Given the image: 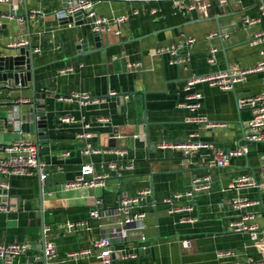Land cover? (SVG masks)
<instances>
[{"label": "crops", "instance_id": "obj_1", "mask_svg": "<svg viewBox=\"0 0 264 264\" xmlns=\"http://www.w3.org/2000/svg\"><path fill=\"white\" fill-rule=\"evenodd\" d=\"M63 1L10 0L9 4H0V29L4 27L9 32L6 36L0 34V43L6 45L10 39H23L32 48L41 49L40 53H32L33 76L27 87L8 93L10 99H0V146L19 140L39 143V158L45 162L48 174L44 183L36 175L7 180L6 209L0 211V244L28 246L10 264H42L39 261L43 252L41 227L49 229L44 234V242L51 241L56 249L55 256L46 264H100L97 251L91 249L92 242L111 235L116 226L113 218H89L95 200H101L97 210L108 214L117 207L121 197L133 196L143 189L151 191L144 208L145 240L140 239L138 232H132L124 242L113 240L117 252L112 264H245L249 259L264 262V241H253L248 233L234 232L228 227L230 220L252 215L254 218L248 223L264 228V188H229L233 180L243 175L261 179L264 143L243 140L244 134L250 132L251 112L247 108L239 111L236 107L238 98L256 95L262 90L260 74L248 75L234 91L198 84L194 91L202 96L200 109L191 112L178 107L184 100V84L190 77L233 73L256 65L262 46L250 45V42L264 29V21L247 26L243 20L258 18L264 10V0H241L240 4L237 0H227L225 6H219L218 0H201V5H209L206 13H175L168 1L143 5L99 1L93 7L97 16L111 18L132 7L140 9L137 17L121 26L120 36L112 32L100 36V46L107 48L105 51H94L95 33L88 23H63L65 18L56 17L54 12L62 10ZM154 7L161 11L150 16L148 10ZM35 10L41 14L29 18L28 33L24 14L30 15ZM13 25L18 29L17 35L13 34ZM213 31L227 34L228 38H208ZM184 36L195 40L189 61L171 65L169 56L156 54L158 48L174 44ZM210 48L218 50L214 63L207 60ZM65 67H74V72L60 74ZM32 91L45 105L46 132L39 140L15 120L27 113V103L33 100ZM111 91L143 94L147 125L138 122L141 116L137 115L131 96L125 100L123 110L115 97L85 104L76 99H60L73 94L99 98ZM67 116L73 122L61 121ZM83 117L90 124L93 144L124 149L126 155L121 163L133 160V170L122 171L120 175L106 167L101 170L100 163L120 159L82 152L83 142L76 135L82 130ZM198 117L224 126L207 128L188 122ZM100 118H107L108 122H99ZM191 130H197L198 140L211 144L212 149H202L196 155L185 157L179 149L158 148L161 143L184 142ZM115 133L120 139L107 138ZM239 145L248 148L246 156L230 159L224 168L207 166L215 150L228 151ZM2 157L4 154L0 153ZM85 164L108 173L105 187L66 189L64 185L73 181ZM207 174L212 178L211 189L195 196L194 210L169 214L170 206L164 200L184 192L192 177ZM235 197L247 198L252 204L234 210L229 201ZM187 204L189 201L182 198L173 207L183 208ZM183 219L194 221L182 222ZM68 222L82 223V226L68 234L62 229ZM182 240H188L190 247L182 248ZM86 250L90 253L81 254ZM118 251L133 253L136 258H119ZM227 251L234 255H218Z\"/></svg>", "mask_w": 264, "mask_h": 264}, {"label": "built area", "instance_id": "obj_2", "mask_svg": "<svg viewBox=\"0 0 264 264\" xmlns=\"http://www.w3.org/2000/svg\"><path fill=\"white\" fill-rule=\"evenodd\" d=\"M99 1H121L126 4L137 3V4H149L158 1H168L171 2L176 12H202L206 13V9L209 5H201V0H69V8L65 10H59L54 12L56 17L67 18L73 16L76 13H81V21H85L90 26V29L95 34H105L112 32L115 36L121 35V26L128 23L132 18L137 17L140 14V9L138 7H132L127 10L124 14L116 17H104L97 16L93 11V7L96 2ZM10 0H0V4H9ZM240 4L241 0H237ZM219 6H225L227 0H218ZM161 10L159 8H149L148 14L154 16ZM38 14H41L39 10L32 11L29 15L30 19H34ZM264 21V10L261 11L258 18H244V25L251 26L260 24ZM71 24V23H69ZM228 38L227 34H222L220 31H213L208 35V38ZM29 42L23 39H10L6 46L8 47H25ZM195 40L193 37L184 36L180 38L174 44L167 47H160L156 50L158 55H167L170 58V64L179 66L187 61L191 55L190 50L194 46ZM250 45H261L260 49V59L256 65L252 68L245 70H240L237 72H220L211 73L207 75L192 76L184 84L185 97L183 102L178 104L181 109H186L191 112L197 111L201 107V94L194 91V88L198 84L205 83L209 86L216 87L222 91H234L237 84L244 82L248 75L258 73L261 76V81L263 88L256 94L249 97L238 98L236 100L237 109L243 110L245 108L249 109L251 112V119L248 123V128L250 132L245 133L243 140L245 142H261L264 143V29L256 33ZM41 49L39 47L32 48V53H40ZM218 52L216 48H210L208 51L209 57L208 62H215V54ZM78 67H82L79 65ZM131 67V65H128ZM74 72V67H65L60 70V74H70ZM110 95H115L116 92H109ZM90 96L73 94L68 97H60L62 100H72V99H83L86 100ZM21 102V101H20ZM23 102V101H22ZM92 102H97L94 100ZM92 102H82V103H92ZM83 119L82 130L76 135L78 141L83 142L82 152L85 155L89 154H104L113 155L119 161L113 160L108 163H100V169L105 167L110 171L117 172L120 175L122 171H130L134 168V161L130 160L126 163H121V160L125 157L126 151L119 148H100L93 144V134L90 131V124L87 122L85 117ZM62 122L71 123L73 119L70 117H63ZM99 122H108L107 118H100ZM189 123H195L203 125L207 128L224 126V124H217L210 122L205 117H198L193 120H188ZM118 134H113V138H119ZM134 138H139L134 136ZM199 133L197 130H191L186 136V140L181 143L170 144L161 143L158 145L160 149H179L182 151V155L185 157H190L196 155L202 149H212L211 144H205L198 140ZM39 143L28 140H19L13 142L9 145H1L0 153L4 154V157L0 158V211L6 209V198L9 185L7 180L14 176H38L39 180L44 183L47 178L46 164L39 158ZM248 154V148L245 145H239L236 148L228 151L215 150L213 155L208 159L207 166L209 168H224L229 165L230 159L235 157L246 156ZM261 179L258 181L255 178L249 176H240L233 180L229 184L230 189H249V188H264V159L260 166ZM108 173L97 171L92 164H85L80 168L78 175L73 181L68 182L64 185L66 189L70 188H104ZM212 178L210 175H203L201 177L194 176L190 179L187 189L182 193H175L171 197L164 200V204L170 206L168 209L169 214H174L177 212H192L194 210V198L200 192H207L211 189ZM151 196V191L149 189H143L136 192L133 196L121 197L118 205L115 209L109 211L108 214L101 213L97 210L98 206L101 204L100 199H96L94 202V209L90 210L88 213L89 218L101 220L103 218H113L116 229L109 236L100 237L92 242L91 249L97 251V258L100 264H112V259L114 254L117 252L113 246V240H119L121 242L126 241L132 232H138L140 234V239L145 240L143 234V222L146 217L144 208L149 203ZM182 198L189 201L183 208L173 207V203ZM252 204L247 198L235 197L229 201V205L234 209L238 210L241 208L248 207ZM252 215H242L239 218L232 219L228 223V227L234 232H245L248 233L253 241H264V228H259L254 223H248L249 220L253 219ZM193 219L182 220V222H193ZM82 223L68 222L62 229L65 233L71 234L77 231ZM49 229H44L43 234H45ZM182 248L187 249L190 247V242L188 240H182L180 242ZM28 250L26 244L19 243H9L0 244V262L3 264H10L13 260ZM117 256L122 259H135L136 255L133 253H122L118 251ZM90 250L81 252V254L87 255ZM56 254V249L51 241L44 242L43 255L47 260H50ZM221 257L233 256L234 253L227 251L218 254ZM245 264H264V262H253L249 259Z\"/></svg>", "mask_w": 264, "mask_h": 264}, {"label": "water", "instance_id": "obj_3", "mask_svg": "<svg viewBox=\"0 0 264 264\" xmlns=\"http://www.w3.org/2000/svg\"><path fill=\"white\" fill-rule=\"evenodd\" d=\"M69 8V0H64L62 4V10ZM81 13H76L73 16H69L63 19V23H75L77 25H82L85 21H81ZM24 21L27 25V32L29 33V15L26 12L24 14ZM7 31L6 28L0 29V34H4ZM99 34H94V40L96 42V49L94 51H105L107 48L100 46V37ZM89 51L87 53H91ZM82 55V54H81ZM32 60V46L29 42L27 46L15 48V47H8L4 44L0 43V99H10L8 98V93L15 92L17 90H21L22 88L27 87V82L31 80L33 76V67L31 66ZM131 96L132 100L136 104L135 110L138 116L139 123H144L147 125L146 116H145V108H144V98L143 94L139 92H127V93H116L115 95H110L109 93L104 97L94 98L89 97L86 100L77 98L76 100L81 102H92L94 100L101 101L108 97H115L119 102L121 109H124L125 100ZM32 98L33 100L27 105L29 109L27 113L20 114L18 116V120L21 124V128L26 129V132H31L34 134L36 140L41 139L42 135L46 132V124H45V105L42 100H40L37 95L32 91ZM14 104V103H13ZM11 104V105H13ZM16 104V103H15ZM15 107V106H14ZM29 125V127H28ZM29 129H28V128ZM101 138V136H99ZM109 140H117L120 138H113V135H110ZM114 146V145H113ZM112 145L102 146L106 148H115ZM43 227H41V231L43 233ZM41 247L42 250L44 248V234L42 235L41 240ZM39 261L42 264H46V258L43 255L40 257Z\"/></svg>", "mask_w": 264, "mask_h": 264}, {"label": "rangeland", "instance_id": "obj_4", "mask_svg": "<svg viewBox=\"0 0 264 264\" xmlns=\"http://www.w3.org/2000/svg\"><path fill=\"white\" fill-rule=\"evenodd\" d=\"M12 30H13V34H14V35H17V34H18V29H17V27H16L15 25L12 26ZM8 33H9V32L6 31L4 34H1V35L6 36V35H8ZM107 189H109V187H107L106 190H107ZM64 195H65V194H64ZM64 195H63V196H64Z\"/></svg>", "mask_w": 264, "mask_h": 264}]
</instances>
